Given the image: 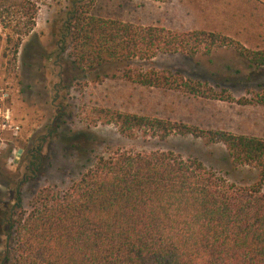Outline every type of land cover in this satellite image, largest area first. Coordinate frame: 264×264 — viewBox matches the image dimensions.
I'll use <instances>...</instances> for the list:
<instances>
[{"label": "trees", "instance_id": "trees-1", "mask_svg": "<svg viewBox=\"0 0 264 264\" xmlns=\"http://www.w3.org/2000/svg\"><path fill=\"white\" fill-rule=\"evenodd\" d=\"M67 1L54 99L64 100L57 93L68 97L76 87L80 93L88 85L124 81L232 103L223 91L216 95L200 82L150 68L152 60L228 49L249 67H264V48L250 50L219 33H173L101 18L90 13L95 0ZM35 11L32 0H0V27L13 55L31 32ZM56 107V118L71 116L68 103ZM81 112L87 127L110 125L125 139L173 135L220 144L230 164L253 170L255 181L229 183L171 151L116 150L91 154L76 180L36 189L24 207L22 189L38 177L42 146L53 139L49 124L31 140L20 174L0 168V264H264V140L99 107ZM69 137L80 149L85 134Z\"/></svg>", "mask_w": 264, "mask_h": 264}, {"label": "rangeland", "instance_id": "rangeland-1", "mask_svg": "<svg viewBox=\"0 0 264 264\" xmlns=\"http://www.w3.org/2000/svg\"><path fill=\"white\" fill-rule=\"evenodd\" d=\"M32 1L36 9L33 28L21 39L15 55L5 42L6 31L0 27V88L9 92L11 111L19 124V133L11 140L12 146L22 152L16 167L9 169L5 165L11 146L8 144L0 151V168L10 175L20 174L33 137L41 134L49 124L55 128L53 139L42 146L38 177L22 189L24 207L36 189L46 185L63 187L76 180L91 154L106 155L116 150L171 151L182 158L197 160L229 183L249 185L255 181L253 170L230 164L220 144L173 135L164 141L140 137L125 139L110 125L87 127L81 109L99 107L231 133L239 121L245 125L244 116L235 114L232 117V109L237 110L233 102L253 98L254 84H264V67H249L228 49L215 50L208 56L159 55L152 60L150 68L167 71L182 80L200 82L204 91H213L216 95L223 91L221 95L230 96L232 103L124 81L88 85L80 93L74 91L76 87L68 97L57 93L64 100L54 99L52 86L57 82L58 65L63 56L60 28L68 1ZM90 13L173 33H219L250 50L264 48V9L250 0H95ZM59 102L68 103L71 112L63 121L56 118ZM75 132L85 134L81 150L77 151L69 137Z\"/></svg>", "mask_w": 264, "mask_h": 264}, {"label": "crops", "instance_id": "crops-1", "mask_svg": "<svg viewBox=\"0 0 264 264\" xmlns=\"http://www.w3.org/2000/svg\"><path fill=\"white\" fill-rule=\"evenodd\" d=\"M264 5V0H257ZM253 98L248 99L247 106H236L237 110L232 109V117H245V125L243 121H239L236 128L231 131L236 136H247L255 139L264 140V99L259 101L261 95L264 96V84L256 83L253 88ZM262 91V92H260ZM261 192L264 193V179L261 186Z\"/></svg>", "mask_w": 264, "mask_h": 264}, {"label": "built area", "instance_id": "built-area-1", "mask_svg": "<svg viewBox=\"0 0 264 264\" xmlns=\"http://www.w3.org/2000/svg\"><path fill=\"white\" fill-rule=\"evenodd\" d=\"M19 124L14 119L10 107V94L6 89L0 88V151L11 143L5 165L9 169H14L21 156V150L17 146H12L11 140L17 137Z\"/></svg>", "mask_w": 264, "mask_h": 264}]
</instances>
